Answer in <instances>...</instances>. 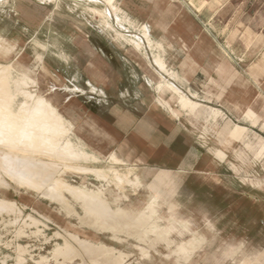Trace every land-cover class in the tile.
<instances>
[{"label":"rangeland","instance_id":"rangeland-1","mask_svg":"<svg viewBox=\"0 0 264 264\" xmlns=\"http://www.w3.org/2000/svg\"><path fill=\"white\" fill-rule=\"evenodd\" d=\"M7 1V4L0 3V15L7 14L12 6H15L19 11V0ZM26 1L28 12L24 14V23L18 25L16 21L15 23L8 22L5 23V27L0 23V35L5 33L3 40H0V65H16L21 72H28L29 77L35 82V84H31V90L39 89L47 95L52 88H57L56 91L60 95L58 97L59 109L74 124L73 138H82L89 146V151L99 158L97 163L94 161L75 162L72 166L102 169L109 176L107 180H98L93 175H83L77 170H71L68 171L66 178L69 184L73 186L86 185L92 190L107 189L111 176L110 170L116 168L124 173L127 172V166L133 168L137 174L154 172L156 169L175 172H212V175H217L220 178L219 181L215 180L216 176L212 178L220 186L218 191L216 190L217 194H214L216 197L223 196L226 186L237 192L242 189L243 183L263 181L264 174L259 178L255 176V172H259L260 164L264 165V121H261L257 128H249L252 133L248 144L251 148H256L259 156L251 157L247 150L242 149L238 153V159L230 163L232 148L238 147L239 144L224 145V152L220 154L219 150L215 148L216 146L213 145L220 140L214 131L218 127H225L228 122L238 126H251L250 121L248 122L247 118L242 120L233 112L228 115L224 104H207V101H213L208 96H201V103L200 95L195 93V90L187 93L180 89L186 85H180L177 76L176 78L170 76L174 80L168 78L166 80L175 84L180 89L179 93L173 96L166 89L157 88V84L165 79L163 75L165 73L155 65L153 53L148 49L135 54L131 50L133 47L127 41L133 36L140 37L141 28L146 24L133 22L127 18L131 23L124 21L125 28H122L118 25L111 6L106 5L102 0H98V3L91 0H54L48 5V0H42L40 3L36 0ZM231 5L238 9L239 14L246 11L244 23L252 25L257 23L256 27L264 32V0H231L229 6L232 9ZM36 6L42 11V29L37 35V39L32 32L33 26H35L33 18ZM93 9L108 12L109 20L95 15ZM30 10L33 11L30 12ZM24 25L28 26L27 31L23 28ZM78 37H84L85 42L90 45V51L94 53L90 54L91 86L86 91L82 90L81 83L78 85L77 82L73 83L72 81L78 74L81 75L80 65L67 63V59L62 56V52L69 53L71 58L81 54V47H77L78 45L74 47L73 44L74 38L78 39ZM74 48L77 51L72 55ZM167 54L168 50L164 56ZM59 60H62L63 64L58 63ZM43 68H45V72ZM58 70H60L61 78L57 77ZM237 74V71L234 70L231 76L234 75L236 79L238 78ZM194 84L199 89L209 88L215 91L218 88L217 83L211 80L198 81ZM66 88L71 92L64 93L61 90ZM184 88L187 89V87ZM190 92L192 98L188 97ZM207 94H211V91ZM65 95L71 98L70 108H76L73 114L67 112L68 99ZM183 99L192 101L190 108L184 107ZM21 100L19 97L16 109H18V103ZM82 105L88 112L84 111ZM166 106L178 110L170 114L167 112ZM180 111L184 113L181 115ZM242 111L244 112L243 108ZM210 115L216 116L215 122ZM195 117L197 121L205 124L203 128H196V130L193 128L192 119ZM209 126L213 128H209ZM196 131H198L197 134ZM207 134L212 138L210 141L206 137ZM132 139L134 142L131 141ZM145 142L148 143L144 144ZM147 148L150 150L149 159H146L144 153L141 152ZM187 151L192 152L188 156V162L193 165L191 169L181 166L184 165L182 163H185ZM4 152L5 150L0 147V158L1 153ZM228 153L229 160H226ZM113 154H116L123 162L113 161L111 159ZM37 159L47 161L45 157ZM250 160L255 163L254 166L244 168L243 164L247 165ZM8 182L13 185L9 180ZM143 188L140 187L135 192L134 189L126 185L124 189V193L131 200L138 198L141 200L137 204L139 209L146 206V197H149L151 193ZM247 188L250 190V195L256 196L251 201L252 209L257 203L256 199L261 198L259 193L253 192L250 187ZM111 189L118 194L117 187L112 186ZM0 198L15 201L22 212V214H18L19 212L0 214V264H21L17 261L19 245L25 246L28 250V254L25 255L26 261L22 264H44L38 263L43 256L51 259L49 264H55L51 252L55 248V244L63 243L56 233L66 237L65 232L83 240L113 245L116 249L123 250L131 256L126 264H168L172 262L173 257L165 259L170 254V250L164 245L157 247L158 253L153 248H149L151 257L144 258L138 251L131 248L133 240H128L129 245L127 242H114L109 233L97 235L95 232L81 227L73 215L74 210L79 214L82 213L80 206L75 202H71L74 208L69 215L58 202L51 203L25 188L21 189L19 194L15 193L13 189L0 188ZM223 198H227L226 195ZM214 202L217 201L213 200L212 206L216 205L214 209L218 212V205ZM236 207H238L237 204ZM260 207L262 209L264 203ZM260 207L252 209L253 211L250 213L252 220L261 211ZM164 212L169 216L167 205H164ZM26 215H31L42 222L41 233H35L34 227H31L32 229L24 227L23 219ZM16 218L17 221H15ZM214 226L219 230L223 228L219 225ZM255 226L256 224L254 228ZM204 228L205 226H203ZM241 228H238L233 234L227 231V228L222 229V235H219L216 240H213L211 235L206 236L191 264H240L244 258L240 251L235 250L237 247L233 243L237 244L235 237H239ZM254 228L251 229L252 232ZM252 232L251 235L244 236L250 239L246 244L244 243V247L252 248L255 243H258L259 248L264 249V224L260 232L255 235ZM259 234L262 238H259ZM189 237L190 235L186 234L185 238ZM121 238L125 239L124 236ZM75 246L80 251V247L76 244ZM87 258L86 255H83V258L79 257L72 263L66 264H80L83 260L90 264ZM62 260L61 262L64 261Z\"/></svg>","mask_w":264,"mask_h":264},{"label":"bare ground","instance_id":"bare-ground-1","mask_svg":"<svg viewBox=\"0 0 264 264\" xmlns=\"http://www.w3.org/2000/svg\"><path fill=\"white\" fill-rule=\"evenodd\" d=\"M91 1L98 3V0ZM197 2L191 0V4L195 6H197ZM0 3L7 4L8 1L4 0ZM93 13L109 20L108 12L93 9ZM141 33L148 38L144 30H141ZM137 37L128 40L138 49H142L144 47V45L142 47V40ZM0 40L3 39L0 38ZM162 50L161 46H157V51ZM38 58L40 59L41 56L39 55ZM155 62L163 73L176 78V75L168 70L164 58L159 54L155 55ZM43 70L46 71L45 68ZM31 84L33 85L35 82L29 77L28 72H21L16 65H0V147L5 150L3 154L1 153L0 158V188L13 189L18 194L21 189L25 188L37 193L42 199L51 203L58 202L69 215H71L70 213L74 208L71 202H75L80 206L82 213L79 214L74 210L73 215L77 218L81 227H85L97 235L109 233L111 240L114 242H127V245H129L128 240H133L131 248L138 251L144 258L151 257L148 251L149 248H153L158 253L157 247L164 245L170 250V254L165 259L173 257L172 262L168 264H191L206 236L211 235L213 240H216L219 235H222V229L227 228L233 234L238 228L242 227L246 201L244 203L243 199L237 198V196L234 198V202L222 200L223 202L220 201L217 204L218 212H220L214 213V215H218L217 220L225 216L230 217V220L220 225L223 228L219 230L214 224L210 223L209 218L206 219L204 229L203 226H194V220L199 214L195 210H191L188 214L181 212L182 205L178 193L181 177L172 170L156 169L154 172L137 174L133 168L128 166L126 167L127 172L124 173L112 168L107 189L92 190L86 185L73 186L69 184L66 178L68 171L71 170H77L83 175H93L98 180H107L109 176L102 169L75 168L72 166L75 162L88 163L94 161L97 163L99 158L89 151V146L82 138H73L74 124L59 109L58 97L60 95L56 91L57 88H52L45 95L39 89L34 88L31 90ZM217 86L219 87L218 83ZM156 87L166 89L173 96L180 91L175 84L168 82L166 79L159 82ZM61 90L64 93L71 92L67 88ZM19 97L22 100L18 103V109H16ZM68 97L66 96L70 101L71 98ZM183 105L188 109L191 107L192 101L183 99ZM210 117L213 122L216 121L215 115H210ZM247 118L252 128L259 127L260 122L264 121V115L260 116L252 109H249ZM192 125L196 130V128H203L205 124L197 121L195 117L192 119ZM212 126H209V128H213ZM214 132L219 137L220 142L216 141L213 145L216 146L215 148L219 150L220 154L224 152V145L239 144L238 147L232 148V161H234V155L241 152L242 149L247 150L251 157L259 156L255 147H245L252 133L250 129L228 122L225 127H218ZM197 133L198 131H196ZM206 137L209 141L212 139L209 134ZM38 157H45L49 162L37 159ZM111 159L118 163L123 162L116 154H113ZM254 164L250 160L247 165L243 164V167H252ZM182 166L191 169L193 165ZM255 173L256 177L261 178L264 174V165L260 164L259 172ZM215 180L219 181V176H216ZM126 185L134 189L135 192L140 187H144L145 191L151 192L149 197H146L147 202L143 209L137 207V204L141 201L139 198L131 200L124 193ZM112 186L118 188V194L114 193L111 189ZM247 187H250L253 192L259 193L261 199H256L257 203L253 208L260 207L264 203V179L259 183H243L241 186V188ZM253 198H256V196L250 195V199ZM236 204L238 207L233 210L232 208L233 206L236 207ZM164 205H167L169 216L164 212ZM225 207L229 209L223 211ZM252 209L251 211L254 210ZM199 210L203 212V209ZM259 210L261 211L255 216V220H252L251 226H245L244 229L242 227L239 237H235V241H237V244L233 243L237 247L235 250L240 251L244 258L240 264H264V249L259 248L258 243H255L252 248L244 247V243L246 244L250 240L249 237H244L245 234L248 233L249 229L254 228L260 217L261 220L257 222L253 232L252 230L250 232L255 235L263 228L264 207L262 209L260 207ZM9 212L22 214L15 201L0 198V214ZM23 220L24 227H34L36 229L35 233L38 234L42 232L40 228L41 221L31 215H26ZM15 221H17V218ZM64 234L66 237L56 233V236L60 237L63 243L55 244V248L51 252L55 264L56 262L57 264L72 263L79 257L83 258V255L88 257L87 260L89 259L90 264H126L131 257L130 254L121 249H116L113 245L83 240L68 232ZM186 234H189L190 237L185 238ZM260 235L259 238H262ZM122 236L126 240L122 239ZM75 244L80 247V251H78ZM17 251V261L22 264L26 261L25 255L28 254V250L25 246L19 245ZM40 260L38 263L49 264L51 259L43 256ZM80 264H88V262L83 260Z\"/></svg>","mask_w":264,"mask_h":264},{"label":"crops","instance_id":"crops-1","mask_svg":"<svg viewBox=\"0 0 264 264\" xmlns=\"http://www.w3.org/2000/svg\"><path fill=\"white\" fill-rule=\"evenodd\" d=\"M36 1L40 3L42 0ZM48 1L47 5L53 3L54 0ZM102 1L114 9L112 11L115 12V16L117 17L116 21L122 28H125L122 25L124 21L130 22L128 19L133 22H143L146 24L141 30H144L148 38H146L144 34H141L142 37L133 36L140 38L142 40V47L143 45L144 47L138 49L127 40L129 45L133 47L131 50L135 52V54L144 49L145 51L148 49L151 50L154 62L155 55L159 54L163 57L168 70L177 76L180 85L185 84L186 86L184 87H187V89L184 87L180 89L187 93L195 90V93L200 95L199 101L202 99L201 96H208L212 98L213 101H207V104H224L226 107L224 109L227 111L228 115L231 112L236 113L242 120L248 117L249 109H252L260 116L264 115V32H261V30L256 27L257 23L253 25L244 23V14L246 11H242V13L239 14L238 9L233 7V5H231L233 7L231 9L229 6L231 0H199L197 6L191 4V0ZM26 2V0L18 1L19 11L16 10L15 6H12L7 14L0 15V23H2L4 27L5 23L7 24L8 22L15 23L16 21L18 25L24 23V14L28 12ZM39 9L40 8L36 6L33 18L35 19V26H33L34 30L32 32L36 39L42 29V11ZM32 11L33 10H30V12ZM23 28L27 31L28 26L24 25ZM4 36L5 33H2L0 38L3 39ZM7 36L8 33L6 37ZM121 36L124 35L121 34ZM85 43L84 37H78V39L74 38L73 40L74 47L77 45V47H81V54L79 56L71 58L69 53L62 52V56L67 59V63L80 65L82 73L80 76L78 74L74 77L72 81L73 83L77 82L78 85L81 83L83 86L82 90L84 91L91 86V76L89 73L90 54H94L90 51V45L87 43L86 45ZM157 46H161L163 50L157 51ZM167 50L168 54L164 56ZM76 51L77 50L74 48L71 54L74 55ZM58 63L63 64V61L59 60ZM234 70L238 73V78L236 79L234 75L231 76ZM57 73V77L61 78L60 70H58ZM163 75L165 79L174 80L170 77L171 75ZM203 80L216 82L219 84V87L217 86L218 88L215 89V91L209 88H197L194 83ZM72 86L75 87L74 84H72ZM208 91H211V94H207ZM188 97L192 98L191 92ZM69 103L70 101H68L66 106L67 112L69 111L73 114L76 108L74 107L71 109ZM82 107L85 111V106L82 105ZM167 109V112L170 114L178 110L177 108L172 109L168 107ZM183 113V111H180L181 115ZM244 127L249 129L252 128V125H244ZM250 139L251 135L246 142V145L249 147L248 141ZM131 141L134 142V139ZM147 143L148 142H145L144 144ZM141 152L144 153L146 159H149L150 150L148 148ZM190 153L192 152H186L185 163L182 164L192 166L191 162H188ZM238 155L239 154L234 155V161L238 159ZM228 158L229 153L227 155V159ZM229 161L232 163V160ZM175 173L182 178L180 187L178 188V193L180 194L179 199L182 205L180 208L182 209L181 212L188 214L191 210H195L196 213L199 214L194 220V226H204L207 218H209L211 224L217 226L230 220L229 216L217 220L218 215H214V213L218 212L214 209L216 205L212 206V201L216 200L217 202H214L216 204L221 200L234 202L236 194H238V198H242L243 202L245 203L246 201L247 204H244L242 227L244 229L245 226H251L252 218L250 213L252 199H250L249 188H242L236 192L233 188L230 189L226 186V192H223V196L226 195L227 198H223V196L216 197L214 194H217L216 192L220 186L213 181V176L217 175H212V172ZM199 209H203V212ZM228 209L229 208L225 207L223 211ZM232 209L235 210L237 207L233 206ZM260 220L261 217L256 221V224ZM250 231L251 229L248 230L245 236L248 234L251 235Z\"/></svg>","mask_w":264,"mask_h":264}]
</instances>
